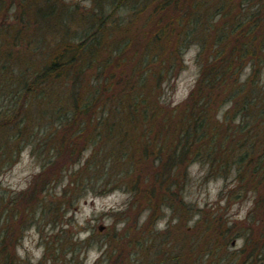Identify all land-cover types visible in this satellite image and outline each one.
Here are the masks:
<instances>
[{
  "label": "rangeland",
  "instance_id": "rangeland-1",
  "mask_svg": "<svg viewBox=\"0 0 264 264\" xmlns=\"http://www.w3.org/2000/svg\"><path fill=\"white\" fill-rule=\"evenodd\" d=\"M191 1L173 0L162 5L161 0H135L132 6L118 7L110 15L106 12L101 45L97 49L98 60L86 74V84L92 80L101 88V95L92 110L94 116L106 112V117L111 118L112 122L121 118L122 113L117 108L122 97L132 91L131 84L139 71L138 68L137 71L134 69L143 59V53L149 49L146 48L147 42L155 31L169 21L172 22L171 27L166 30L159 50L156 49L158 54L155 60L148 62L141 73H147L144 75L148 76V87L155 96V107L169 110V113L177 111L178 118L182 109L193 104L191 93L197 87L202 61L209 50L201 54L199 45L188 42L182 56L174 55L176 33L181 28L178 27V18L186 17L185 10L191 11ZM234 3L239 5L242 0H234ZM46 4L47 0H0V33H23L24 39L18 40L19 46L15 45L12 51L27 55L34 51L39 59L44 58L61 42L76 38L82 27L88 24V16H96L95 11L101 13L103 9L96 6L94 0H50L58 14L44 22L47 27L39 26L34 21L36 10L41 8L40 12L45 14L46 10L48 12ZM257 4V0H252L247 10L240 6H237V10L247 12L251 7L256 9ZM261 13L264 15L262 8ZM118 14L122 21L116 24L112 21L117 20ZM233 18V15L218 17L213 10L216 23H229L227 19ZM248 20L243 22L247 23ZM251 22L261 36L264 33L261 29L264 18L260 19L257 27L255 19ZM40 24L44 25L43 22ZM42 37V47L36 48L34 42H39ZM211 41L209 39L205 46L210 48ZM0 44V48H3L0 54V80L3 81L1 74L8 68L3 67V58L9 45ZM259 58L262 61L259 71L252 68L253 63H249L242 74L226 82L228 90H234L237 84L244 82L245 90L256 86L257 91H253L255 94L251 98L243 97L242 91L238 94V103L229 101L222 105L218 99L210 101L217 120L222 121L221 133L225 130L228 134L236 132L233 137L241 140L233 147L228 165L218 160L209 162L206 156L203 160H195L189 154L181 161L175 176L177 194L170 195L168 199L160 182V173L168 162L164 167L160 165L154 169L158 163L154 164L157 155L170 159L168 149L163 148L161 152L156 149L157 152L151 151L144 157L134 153L129 143L130 148L125 155L110 157L106 152L110 146V142L107 143L109 140H93L95 150L91 142L87 144L79 137L85 135L89 138L90 134L96 132L97 126H93L96 122L91 121L88 115H83L71 132L72 127L60 130L54 123L39 124L40 114L34 106H30V109L33 108L28 125H24L23 131L16 136L20 129V118L18 116L12 122L8 121L11 114L7 115L5 110L10 101L9 95L0 92V122L4 124L0 128V147L4 143L12 145V151L8 148L0 151V232L3 227H8V230L5 229L7 231H3V249H7L18 264H55V249L57 264H165V253L161 254L162 244L158 243L166 242L164 236L192 235L198 241L206 228L215 227V223H224L225 226H232V232L225 237L219 231L215 234L222 249L213 262L241 264L239 257L242 255L251 261L255 257L254 263L264 264L263 256L257 254L264 244V180L258 185L260 176L254 175L253 178L251 171L247 170L249 162L243 160V169L239 172L233 160L237 154L245 153L242 147L250 144H254L252 147L256 156L264 155V149H261L264 124L258 111L264 104V91H261L264 86L263 49ZM158 72H162V77L155 76ZM253 73L256 76L260 74L262 86L254 84L255 78L250 76ZM111 74L114 75V85L110 87L108 84L110 91H107L105 83L100 82L107 80ZM249 76L252 82H249ZM245 101L248 110L244 108ZM225 112L229 114L226 122L218 117L222 118ZM247 112L246 119L238 122L241 118L239 114L243 116ZM244 125H249L247 131H243ZM145 126V123L138 124V131L131 130L130 134L144 133L141 127L145 129ZM156 129L153 136L159 133V129L161 133V127L158 131ZM124 148L128 149L126 146ZM90 159L92 166L97 162L93 170L87 169L86 162ZM134 164L138 165L135 173L131 170ZM97 166L101 174L107 173L99 180L92 179L89 174ZM166 171L173 176L176 169L171 166ZM79 175L81 177L78 179ZM135 178L138 186L133 184ZM141 181L143 187L139 188ZM258 247L256 254L251 255ZM59 248L63 251L60 252ZM228 252L234 257L224 259ZM235 255H238V259Z\"/></svg>",
  "mask_w": 264,
  "mask_h": 264
},
{
  "label": "trees",
  "instance_id": "trees-1",
  "mask_svg": "<svg viewBox=\"0 0 264 264\" xmlns=\"http://www.w3.org/2000/svg\"><path fill=\"white\" fill-rule=\"evenodd\" d=\"M134 1L135 0H94L96 6L99 5L100 9L103 8L101 9V13L95 11L96 16H88V24L82 27L81 32L77 33L76 38L61 42L51 50L48 56L42 57L43 59H39L34 51H31L32 53L30 52L31 55L29 53L28 55L22 53L18 54L17 50L12 51L14 50L13 47L19 46L20 42H18V40L21 41L23 33L15 34L9 31L0 33V43H7L9 45V49L5 53V58H3V67H11V69L7 68V71H3L1 74L3 81L0 80V92H5L9 95L8 100L10 101L5 110L7 115L11 114L10 117H8V121L12 122V120L16 119L18 116L20 118V129H18L17 135L15 134L16 136L19 135V132L23 131L24 125H28V118L31 117L32 113L30 110L33 108L30 109V106H34L36 109L38 108L37 111L38 114H40L39 124H48V122L49 124L54 123L60 127V130H67L72 127L70 128L71 132L80 118L83 115H88L91 121L97 123L93 125L97 126V129L94 128L96 132L90 134L89 138L85 135H79V137L83 138L87 144L91 142L95 150L96 146L93 140L101 141L102 138L109 140L107 143L110 142V146L106 152L107 154L109 153L110 157L123 153L125 155L129 151V143L132 144L134 153L137 152L140 156L142 154L144 157H147L151 151L155 152L156 149H158L159 152L164 150L163 148L166 150L168 149V151L171 152L170 159H165L163 156L159 157L157 155V159L154 161V164L158 162L154 166L155 170L156 167L160 165L164 167L166 162H168L164 168L165 170L162 171L161 169L162 172L160 173L162 175L160 182L163 189H165L164 192L168 199L170 195L176 196L177 194L178 182L175 181V176H177L176 174L181 161H184L189 154L192 155V158H195V160H203V157L206 156L209 162L218 160L222 164L228 165L230 154L234 150L233 147L241 142V140L237 141V138L233 137L236 132L228 134L225 130L221 133L222 126L220 123L222 121L220 122L217 120V114L213 112L210 101L218 99L222 105L227 104L229 101H236L238 103L237 98L240 92L244 91L243 97L247 96V98H251V96L255 94L253 91H257L256 86L252 87L251 90H245V82L237 84V88L234 90H228L226 82L230 81L229 78L242 74L244 67L249 63H253L252 68L255 67L256 70L257 68L258 71L260 70L262 61L260 58L258 59V57L260 56L261 50H264V33L260 36L257 31H255V28L252 27L251 21L255 19L257 23L254 25L257 27L260 19L264 18V15H262L263 12L261 13V8L264 9V0H257L258 4L256 6L259 9L251 7L247 12L238 11L237 6L243 9L246 8L245 10H247L249 8L248 3L252 0H242V3H239V5H235L234 0H192L190 2L193 7L191 11L185 10L186 13H184V16L186 17L178 18V27L180 26L181 28L180 32H175L177 34V42L176 47H174V55L177 57L182 56L188 42H194L199 45L201 47V54L206 52L207 49L209 50L207 56L202 61L203 65L197 87L193 89L191 93L193 104L182 109L178 118H176L177 111L172 110L169 113V110L155 107V96L151 88L148 87L150 84L146 79L148 76L144 75L147 73H141L144 70V66L149 64L148 62L155 60L158 54V48H160V44L166 35V30L171 27L172 22L169 21L164 27L155 31L151 39L149 38L146 45V48L149 49L143 53V59L139 60L137 67L134 69V71L138 69L139 71H137L138 75L134 74L137 76L134 79V83L131 84L132 91L129 95H124L122 97L119 107L117 108V110L122 113V116L116 119L115 122H112L111 118L106 117V112L103 113V115L99 114V116L93 115L92 110L97 103L98 97L101 95V88L100 85L96 86L92 80L89 81L90 83L86 84L88 80L86 74L88 70H90V66L98 60L97 49L101 45L106 12L108 11L110 15L114 10L116 11L118 7L122 8L124 5L129 6L133 4ZM136 1L150 2L152 0ZM161 1L162 5H167L173 0ZM45 8L48 9V12L46 10L45 14L40 12L41 8L36 10L37 17L34 21L35 24L37 23L39 26L47 27V24L44 22H47L48 19L58 14V11H55L53 5L50 4V0H47ZM216 8L217 10L215 11ZM213 10L214 14L218 17L225 18L233 15L234 18L227 19L229 23L227 21L216 23V21L213 20ZM121 19V15L118 14L117 20L113 19L112 22L118 24L121 23ZM246 20H248L247 23H244L243 21ZM41 22H43L44 25L40 24ZM57 22L58 20L56 23ZM100 24L102 25L98 27ZM51 28L54 29L53 26ZM261 29L264 31V24ZM209 39L212 40L211 44H209L210 48L205 46L206 43L208 44ZM27 40L28 39H26V41ZM42 41H44L43 37L39 42H34L36 43V48L42 47ZM28 43H30V40H28ZM2 52L3 48H0V54ZM205 60L207 62H205ZM15 66L19 69H15ZM168 68L171 69V66L169 65ZM151 72L153 75V71ZM155 76L162 77V72H158ZM250 76L255 78L254 84L262 86L259 81L260 74L256 76V73H253ZM250 76L248 80L252 82ZM113 81L114 75L111 74L107 80H102L100 83L104 82L106 90L110 91L108 84L112 87L114 85ZM262 87L261 89L263 90L261 91H264V86ZM23 99H25L24 103H22ZM246 101L244 102V108L248 110V103H246ZM258 111L261 113V121L263 120L262 124H264V104H262V107H260ZM239 116L241 118L238 122L241 123L243 119H246L248 116V112L243 116L240 113ZM218 117L226 122L229 119V114L225 112L222 118L220 116ZM144 123L146 124L145 129L141 127L144 133L139 131V135L134 133L130 134L131 130L138 131V124L142 125ZM3 125L4 124L0 122V128H2ZM248 126L249 125H244L243 131H247L246 128ZM156 128L159 129L160 134L158 133L156 136H153ZM2 134V136H4V133ZM49 135L50 133L47 136ZM220 135L223 137L220 138ZM63 138L65 139L66 137ZM223 140H227L228 142L224 143ZM261 143L263 146L261 149H264V138H262ZM193 145L195 149L192 148ZM253 145L250 144L246 147H242V151L244 150L245 153L237 154L236 157H233V160L236 161L239 172L243 169V160L249 162L247 170L249 172L251 171L250 173L253 178L254 175L256 177L260 176V180L257 183L260 185L264 180V155L256 156L257 154L252 147ZM11 146L12 145L8 143H4V145H1L0 151H2L3 148H8L9 151H12L10 149ZM125 146L128 149H125ZM191 149H193V151H191ZM90 161L92 160L90 159L86 162L87 169L93 170L97 162L92 166ZM137 166V164L131 166V170H133L134 173L135 170L138 169ZM171 166L176 169L173 176L166 171V169H169ZM99 168L100 167L97 166L94 171L89 172L92 179L99 180L103 178L105 174L107 175V173L101 174ZM79 177H81V175L77 176L78 179ZM133 184L135 186L137 184L138 186L136 178L133 179ZM140 184L139 188L143 187L142 181ZM139 191L141 190H137L136 192ZM146 192L147 191H145V193ZM258 202L259 201H257V203ZM5 229L8 230V227H3L0 232V264H18L16 259L12 257V254L8 253L7 249L6 251L3 249L4 232L7 231ZM218 231L222 237H225L232 232V226L228 227L225 226L224 223H215V227L213 225L212 227L206 228L205 232L202 231V236H200L198 241L195 240L192 235L189 237H171L166 234L167 236H164L166 242H158L162 244L160 245L161 254L165 253L163 258L165 261L163 263L221 264L219 261L213 262L222 249L218 237H215ZM154 234L163 235L158 232ZM260 246L261 245H259V247ZM259 247L250 254H256ZM59 249L60 252L63 251L61 248ZM56 252L55 249V257H53L55 264H57L58 261ZM257 254L264 258V244ZM231 256L234 257V254L228 252V255L223 258L226 259ZM235 256V258L238 259V255ZM253 260H255V257ZM253 260L251 261L250 258H245L242 255L239 257L241 264H257L254 263Z\"/></svg>",
  "mask_w": 264,
  "mask_h": 264
}]
</instances>
